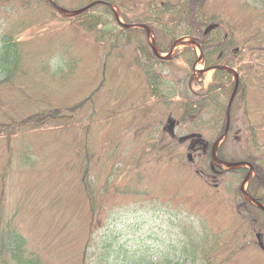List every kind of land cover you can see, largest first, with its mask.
<instances>
[{
    "label": "rangeland",
    "instance_id": "obj_1",
    "mask_svg": "<svg viewBox=\"0 0 264 264\" xmlns=\"http://www.w3.org/2000/svg\"><path fill=\"white\" fill-rule=\"evenodd\" d=\"M109 1L123 21V14L147 15L145 3L167 0ZM242 1L207 0L205 7L241 31L240 35L252 37L256 24L263 20L253 9V0L247 5ZM60 2L68 10L81 7L80 0ZM1 6L0 32L6 22L30 20L21 12H4ZM101 12L94 7V13ZM73 20L52 19L47 14L33 17L19 42L21 71L0 85V122L11 124L3 125L0 133V185L1 166L11 160L0 193L8 218L25 237L27 249L39 255L43 264H82L92 231L96 246L89 249L90 254L104 238H110L113 249L122 244L129 251L147 250L156 260L170 249L178 256L183 240L223 232L224 238L238 244L252 242L226 264H264V251L254 236L262 233L264 244L262 216L248 208L245 199V191L251 196L255 186L264 187V180L258 182L260 176L255 178L253 172L244 190L240 189L242 179L237 177L230 184L232 174L223 173L214 159L220 155L240 162L251 153L264 159V52L257 51L258 59L254 53L242 60L239 53L237 58L222 60L221 64L236 70L242 85L232 102L238 111L231 118V105L227 133L212 149L224 134L226 108L224 124L215 126L210 109L199 116L186 114L182 105L203 94L208 98L215 71L207 69L202 50L190 45L196 61L189 65L186 46L174 48L166 72L175 81L186 82L177 85L171 96H167L171 87L164 86V98H155L144 76L126 60L134 41L121 49L123 57L117 52L106 59V50ZM142 31L137 40L149 47L154 34L147 38ZM188 37L183 40L189 41ZM252 39L256 42V37ZM172 42L163 52L155 44L160 55L168 53ZM223 82L219 90L224 93L223 86L228 90L220 101L227 106L233 77ZM245 107L254 121V137ZM191 134L201 142L187 138ZM153 140L160 149L163 146L161 151L149 147ZM76 156V166L69 170ZM87 169L95 193L106 180L120 190L98 195L99 207L93 212L82 183Z\"/></svg>",
    "mask_w": 264,
    "mask_h": 264
},
{
    "label": "trees",
    "instance_id": "obj_2",
    "mask_svg": "<svg viewBox=\"0 0 264 264\" xmlns=\"http://www.w3.org/2000/svg\"><path fill=\"white\" fill-rule=\"evenodd\" d=\"M53 1L57 4L61 3L60 0ZM92 1L96 0H80L79 4L82 7ZM103 1L110 2L109 0ZM206 1L207 0H176L172 2L167 0L165 2H149L148 4L145 3L147 15L141 18L138 13L133 16L123 14L122 20L124 24L145 22L146 25L151 28L155 43L161 52L166 51L169 43L178 37L189 36L193 38L202 50L203 60L206 66L219 64L222 60L227 58L230 59V57L237 58L239 53H242V60L246 57H253L254 53L257 54L256 58L258 59L259 56L257 51L261 50L264 52V0H253V9L257 12L259 18L263 20L262 24L258 23L255 26V32L252 37H256V42L252 37L246 34L240 35L241 31L235 30L233 26L225 23L219 15L213 12L210 13L205 7ZM0 3L4 12L12 11L17 15L21 12L22 15L30 17L29 21L15 18L16 20L11 23L6 22L5 30L0 32V85L11 81L12 78L21 71L22 55L19 49V42L22 41L23 34L31 19L46 14L52 19L56 16L63 20L76 19L72 22H76L78 27L90 33L100 47L106 50V59L117 52L120 53L118 56L123 57L124 53H121V49L130 46L134 41L136 46L138 45L137 50L135 49V44H133L128 54V59L126 60L130 62L134 70H138L139 73L144 76L148 92L155 98H164V94L161 92L164 86L167 88L171 87L172 91H167V96H171L174 95L173 90H177V85L184 84V81L186 82V79H178L175 81L174 77H169L166 72L169 70L167 68L169 60L156 57L150 52L148 46L146 47L142 41L137 40L140 29L120 27L116 24L114 12L111 7L106 4L100 3L79 15L65 17L57 12L48 0H0ZM242 4H249L248 0L242 1ZM97 6L101 8V13H94V7ZM108 15L111 16L112 21L108 20ZM135 19L137 20L134 21ZM223 22L225 24H223ZM252 43L257 46H253ZM184 51L189 54L190 59L187 63L192 65V62L196 61L194 52L190 47H185ZM261 56H264V54H261ZM228 77L229 74L227 72L216 70L213 82L208 88V98L205 99L203 94L200 99L192 100L187 103L183 102V108L186 109L185 113H197L201 116L203 112L207 113L210 109L209 113L214 116L212 119L214 125L217 126L220 122L224 124L226 105L220 101V97L223 98L228 88L223 86L224 93L219 89H221L220 87H222L224 79H228ZM64 80L65 79L60 81ZM175 82L176 85H174ZM240 85L242 84L240 83ZM235 106L234 101L231 116L233 119L238 111ZM244 113L247 114L245 119L249 125L248 128L251 131V135L254 137V121L248 117L249 110L246 109V107ZM6 124L7 123L0 122V133L3 132L2 126ZM7 125L9 127L11 124ZM85 129H89V124L85 125ZM149 147L154 150L160 149L159 144H157L155 140L149 144ZM162 149L163 146L160 151ZM248 156L250 157L246 156L245 160L254 166L256 173L255 178L260 176L258 182L263 181L264 159L262 160L259 153H251ZM23 157L26 158L25 154H23ZM219 157L225 159L220 155ZM75 158L76 159L68 168L69 170L75 168L77 156ZM10 164L11 160L9 157L6 164L1 166L3 173L1 175L2 185L0 186L2 188L5 186L3 185V181L10 168ZM87 171L88 169L85 170L82 183L85 188L86 198L93 212L99 207V202L96 200L98 195L105 196L108 193H118L120 190L115 185L110 186L106 180L105 185L95 193L92 182L87 179ZM239 171L244 172L245 169L235 170V172ZM263 189L264 187L261 184V186H255L250 192L251 196L262 204H264V196L262 195ZM3 197L4 194L2 191L0 193V264H43L39 255L27 249L25 237L18 231L17 227L13 226L14 223L11 218H8L9 214L5 207V197ZM246 205L248 208L253 209L257 216L261 214L260 227L264 233V213L247 201ZM250 219H255V217L250 215ZM251 225L252 224L249 223L250 227ZM89 233L82 257V264H226L229 259L243 250L246 245L250 246L252 244V242L247 241V244L244 243L241 245L224 238L223 232H213L210 238L205 237V239H195L191 241L190 238H188L186 242L183 240V246L178 256L172 255L170 253L172 249H170L165 252L163 251L162 254H159L157 259L154 260L152 254L147 250L129 251L122 244L117 245V247L113 249L112 240H110V238H104L102 242H100V245L95 247L93 253L90 254L88 253L89 249L94 246L93 244L96 246V243H93L91 237L93 232L90 231ZM236 237L239 239L238 236Z\"/></svg>",
    "mask_w": 264,
    "mask_h": 264
},
{
    "label": "water",
    "instance_id": "obj_3",
    "mask_svg": "<svg viewBox=\"0 0 264 264\" xmlns=\"http://www.w3.org/2000/svg\"><path fill=\"white\" fill-rule=\"evenodd\" d=\"M87 7H88V6H87ZM87 7L82 8V9H80V10H77V11H75V12H73V13H79V12L85 10ZM59 10H60L61 12H64V13H68L65 9L59 8ZM146 30H147V33H149V30H148V29H146ZM192 42H193V41H182L181 39H177V40H175V41L173 42V44L171 45V50H173V48H174L175 46H177V45H187V44H190V43H192ZM152 49H153V51H154L155 54H158L157 51H156V49H155V47H154L153 45H152ZM214 68H215V69H216V68H223V69L227 70L228 72L232 73L233 76H234V78H235V86H234V90H233V93H232L231 98H230V100H229L228 108H227V123H226V127H225L224 134H223V136H224V135L227 133L228 126H229V107H230V104H231V102H232V99H233L234 94H235V92H236V90H237V87H238V75H237L236 72H234V70H232V69H230V68H228V67H224V66H215ZM212 155H213V157H214V151L212 152ZM214 159L217 160L215 157H214ZM225 165L228 166V167H236V166H241V165H243V163H234V164H232V163H226ZM250 170H251V168H250ZM249 176H250V172L248 173V175H247V176L245 177V179L243 180V182H242V186H241V189H243V184L245 183V181H247V179L249 178ZM257 206H258L259 208H261L262 210H264V207H263L261 204H258ZM257 238H258V240H259V235H257ZM258 244H259V247H260V248L264 249V246H263V244H262V242H261L260 240L258 241Z\"/></svg>",
    "mask_w": 264,
    "mask_h": 264
},
{
    "label": "flooded vegetation",
    "instance_id": "obj_4",
    "mask_svg": "<svg viewBox=\"0 0 264 264\" xmlns=\"http://www.w3.org/2000/svg\"><path fill=\"white\" fill-rule=\"evenodd\" d=\"M197 142H198L197 140L194 141V143H196V144H197ZM200 142H201V141H200ZM198 143H199V142H198Z\"/></svg>",
    "mask_w": 264,
    "mask_h": 264
}]
</instances>
